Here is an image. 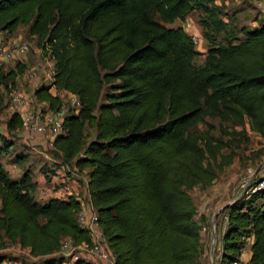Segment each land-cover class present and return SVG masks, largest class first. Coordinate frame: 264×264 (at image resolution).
Listing matches in <instances>:
<instances>
[{
	"label": "trees",
	"instance_id": "obj_1",
	"mask_svg": "<svg viewBox=\"0 0 264 264\" xmlns=\"http://www.w3.org/2000/svg\"><path fill=\"white\" fill-rule=\"evenodd\" d=\"M209 2L0 0V33L28 27L54 61L52 82L35 91L38 105L58 108L53 88L81 102L79 114L65 116L53 154L80 175L88 170L90 201L114 264H197L202 227L188 190L211 187L247 139L225 124H248L264 139V26L243 28L238 44L213 42L196 66L193 36L164 25L203 11L206 31L225 32ZM19 78L0 65V112L4 92ZM209 119L220 122L227 142L213 136ZM87 124L95 126L91 140ZM201 124L206 131L195 130ZM8 127L22 129L19 113ZM0 141L10 146L3 136ZM36 187L30 170L13 179L0 156V264L11 245L41 264H65L58 254L65 240L91 242L79 221L80 202L74 196L40 202ZM251 190L218 214L225 229L215 264L241 261L249 241L250 264H264V190Z\"/></svg>",
	"mask_w": 264,
	"mask_h": 264
},
{
	"label": "rangeland",
	"instance_id": "obj_2",
	"mask_svg": "<svg viewBox=\"0 0 264 264\" xmlns=\"http://www.w3.org/2000/svg\"><path fill=\"white\" fill-rule=\"evenodd\" d=\"M208 7L215 8L220 18L226 22L227 27L225 32L215 33L206 31L203 28V23L207 20V16L203 11H196L189 14L185 21L177 20L172 24L164 23L169 28L183 27L188 33L197 35L200 38V45L196 46L199 52V55L195 59L196 66H200L203 63L207 51L213 42L215 45L229 44L232 42L238 44L245 39L242 32L243 28L254 30L264 26L263 0H210ZM15 42H27L30 49L29 54L26 60H22L21 58L4 59L5 61L0 60L3 69L7 72L16 70L20 74L19 79H21L20 83L24 91H29V75L33 72L38 73L40 81L45 82V85L50 84L55 70L54 61L51 59L49 52L44 51L42 45H39L37 38L28 34V27L21 26L14 33H0V43H3L5 46H10ZM18 64H20L22 70L17 67ZM23 66L26 67L25 70ZM23 70L24 72H22ZM12 92H4L6 106L0 112V136L6 138L10 146L13 147L14 145L15 148L11 149L10 146H5L4 148V142L0 141V149H5L0 150L2 162L6 165L7 170L10 164L18 165L20 169L19 173L16 175L10 174L13 179H20L26 171L30 170L35 183L42 175H48L49 180L46 178L45 180L50 184L51 180L54 182V175L52 176L48 170L49 160L45 155L50 152L53 154L55 149H50L48 140L40 136L34 139L28 138L27 132L23 127L16 131L9 129L8 121L11 115L15 112L19 114L23 113L20 110L25 105L24 102L19 105L11 104L10 95ZM53 93L60 100V105L56 110H52L48 103H40L37 107L32 106L33 108L30 112L40 108L44 112H52L53 114H61L62 116L70 114L77 115L80 113L81 108H79L69 94H65L62 91L57 92L56 90ZM208 124L215 126V130L212 131L215 138L223 142L228 141V137H223L219 131L220 122L218 120L209 119ZM224 126L230 131H245L247 139L242 147L235 151L233 163L225 167L218 174L217 179L211 187L204 189L197 186L188 190L196 208V219L202 229L205 228V231H201L200 259L197 264H215V257L220 253L221 237L225 229L224 218L217 217L224 206L230 204L233 199L243 192L249 182H255L264 178V139L255 132H252L248 124L242 126L228 123ZM94 127V125L92 127H89L88 124L86 125L85 134L87 135V140L95 137L96 130ZM195 130L206 131L207 126L201 124ZM42 142L45 143V148L36 145ZM33 144L35 145L34 147L32 146ZM36 146L39 148V151H32ZM223 153L230 154V151L226 148L223 150ZM28 156H32L33 161L30 167L24 166L27 164L25 160H22L21 163L16 161L18 157L19 159H25ZM84 177L86 178L85 173L81 174L79 179L83 180L85 179ZM36 184L37 187H41L43 183L38 181ZM53 185H55L53 192L60 188V185L57 183ZM83 188L87 192L85 187ZM246 251L249 252L248 247ZM2 254L8 255L9 257V260L5 264H41L39 259L31 257L28 251L20 249L17 245H11ZM58 257L60 258V256Z\"/></svg>",
	"mask_w": 264,
	"mask_h": 264
},
{
	"label": "built area",
	"instance_id": "obj_3",
	"mask_svg": "<svg viewBox=\"0 0 264 264\" xmlns=\"http://www.w3.org/2000/svg\"><path fill=\"white\" fill-rule=\"evenodd\" d=\"M192 36L195 46H199L201 42L200 38L197 35ZM29 50V44L27 42L13 43L10 46H5L3 43H0V59L8 60L18 58L19 56L28 54ZM38 76L37 72H33L29 75V78L33 80L37 79ZM12 91L10 95L11 104L19 105L24 102L20 89L14 87ZM64 93L69 94L79 108H81V102L76 95L67 92ZM64 120L65 116L61 114L56 115L52 112H44L42 109H37L33 112H24L22 117L23 128L27 132V137L34 139L40 136L41 138L47 139L50 149H55V139L63 134ZM80 155L83 156V154ZM45 156L50 162L49 167L50 171L54 174V183L60 185V188L63 189L65 193L70 194L72 191L71 184L73 181L80 178V174L75 170H71L68 164L63 160H56L54 154L51 152L47 153ZM12 169L16 170L17 166H12ZM87 182L86 180L85 190L89 193ZM261 190H264V178L254 182L251 192L255 193ZM39 195L42 200L48 201L51 199L49 190L42 189ZM88 206L90 210L89 222L86 221L83 214H80L79 218L82 227L89 230L91 242L89 244L75 245L73 241L65 240L58 254L66 259L65 264H76L78 262H86L88 264H114L115 257L110 248L108 237L98 228L97 212L91 201H89ZM202 231H205V228H203ZM233 264H250V262L243 258L241 261Z\"/></svg>",
	"mask_w": 264,
	"mask_h": 264
},
{
	"label": "crops",
	"instance_id": "obj_4",
	"mask_svg": "<svg viewBox=\"0 0 264 264\" xmlns=\"http://www.w3.org/2000/svg\"><path fill=\"white\" fill-rule=\"evenodd\" d=\"M189 34H190V33H189ZM190 35H192V34H190ZM15 43H21V42H15ZM28 54H29V52H28ZM28 54H25V55L19 56L18 58H21L22 60H26ZM0 60L5 61V60L2 59V58H1ZM20 62L22 63V61H20ZM0 65H1V64H0ZM20 82H21V79L18 80V83H17V85H15V87H16L17 89H20L21 92H22V98H23V100H24V104H25V105H24V107L21 108L20 111H22V112L24 113V112H27V111H31V109H32L33 107H37V106H39V105H38V102H37L36 99H35L34 94H35V91H36V89H37L38 87L45 85V82L40 81V78H39V77H38L37 79H33V80L29 78V81H28V84H29V87H30V88H29V91H28V90L24 91V89H23V87L21 86V83H20ZM31 88H32V91H31ZM53 91H55L54 88L51 90V93H52V94H54ZM32 106H33V107H32ZM36 109H37V108H36ZM39 109H40V108H39ZM23 113L20 114L21 117H23ZM36 145L42 146V147H44V148L46 147V146H45V143H43V142L40 143V144H36ZM32 146L34 147L35 145L33 144ZM0 148H1V147H0ZM14 148H15V146L13 145V147H12L11 149H14ZM44 150H45V149H44ZM32 151H39V148L36 146L35 148L32 149ZM31 153H32V152H31ZM31 153H30V155H31ZM22 160L27 161V164L24 165V166H26V167H30V166L33 164L32 156H28V157L25 158V159H19V157L16 159V161H18V163H21ZM14 165L17 166V169H16V170L12 169V166H14ZM14 165L10 164V166L8 167V172H9L10 174H12V175H16V174H18L19 171H20L18 165H17V164H14ZM49 165H50V162L48 161V166H49ZM68 166H70V165L68 164ZM5 167H6V165H5ZM74 170H75V171H79V169H78L76 166H74ZM87 171H88L87 169H84V170H83V173L87 174ZM45 178H46V176L42 175V177L38 179V181H39L40 183H43V184L41 185V187H36V193H37L36 197L38 198V200H39L40 202H43V203L47 202V201L42 200V199L40 198L39 193H40V191H41L42 189L49 190V194H50V198H51V199H52V198H58V199H61V200H67L68 197H70V196H74V197L80 202V204H81V211H80L79 215H80V214H83V215L85 216L86 221L89 222V218H90V210H89L88 203H89V201H90V196H89V194H88L87 192L84 191V188H83V187H85V183H86V180H87V179L84 177L85 179H83V180H82V179H78V180L73 181L72 184H71L72 191H71L70 194H67V193H65V191H64L63 189H61V188H59L57 191L53 192V190H55V185H53L54 182H52V180H51V182H50V184H49V183L47 182V180H49V179L46 178L47 180H45ZM32 180H33V182H35V180L33 179V177H32ZM38 181H37V182H38ZM37 182H36V183H37ZM66 196H68V197H66ZM79 221H80V218H79ZM80 223H81V222H80ZM81 224H82V223H81ZM98 228L100 229V227H98ZM100 230H101V229H100ZM251 244H252V241H250V243L248 244V248L251 247ZM249 250H250V249H249ZM250 256H251L250 251L247 252V251L245 250L244 253H243V258H244V259H247V260H250ZM98 264H101V263H98Z\"/></svg>",
	"mask_w": 264,
	"mask_h": 264
},
{
	"label": "water",
	"instance_id": "obj_5",
	"mask_svg": "<svg viewBox=\"0 0 264 264\" xmlns=\"http://www.w3.org/2000/svg\"><path fill=\"white\" fill-rule=\"evenodd\" d=\"M253 186H254V181L249 182V183L247 184V186H245L243 192H241V193H240L235 199H233V201H232L230 204H232L235 200L240 199V198L244 195V193H245V192H248L249 190H251V188H252Z\"/></svg>",
	"mask_w": 264,
	"mask_h": 264
}]
</instances>
